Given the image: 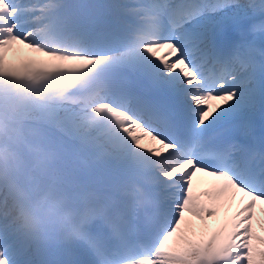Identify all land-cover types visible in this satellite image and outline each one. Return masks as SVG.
Returning <instances> with one entry per match:
<instances>
[{
	"label": "snow or ice",
	"instance_id": "6c2138e0",
	"mask_svg": "<svg viewBox=\"0 0 264 264\" xmlns=\"http://www.w3.org/2000/svg\"><path fill=\"white\" fill-rule=\"evenodd\" d=\"M0 264H264V0H0Z\"/></svg>",
	"mask_w": 264,
	"mask_h": 264
},
{
	"label": "bare ground",
	"instance_id": "6f19581e",
	"mask_svg": "<svg viewBox=\"0 0 264 264\" xmlns=\"http://www.w3.org/2000/svg\"><path fill=\"white\" fill-rule=\"evenodd\" d=\"M107 2H112V0H106ZM246 1V0H245ZM120 2H125V3H135L136 1L135 0H120ZM32 55H36V54H32ZM145 143H147V141H145ZM239 199V198H237Z\"/></svg>",
	"mask_w": 264,
	"mask_h": 264
}]
</instances>
